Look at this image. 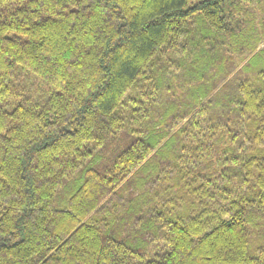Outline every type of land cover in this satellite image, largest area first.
<instances>
[{
	"label": "trees",
	"instance_id": "16d2710c",
	"mask_svg": "<svg viewBox=\"0 0 264 264\" xmlns=\"http://www.w3.org/2000/svg\"><path fill=\"white\" fill-rule=\"evenodd\" d=\"M0 264H264V0H0Z\"/></svg>",
	"mask_w": 264,
	"mask_h": 264
}]
</instances>
